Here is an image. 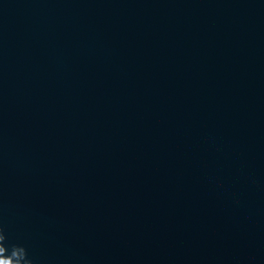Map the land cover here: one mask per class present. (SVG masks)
Here are the masks:
<instances>
[{
	"label": "water",
	"instance_id": "1",
	"mask_svg": "<svg viewBox=\"0 0 264 264\" xmlns=\"http://www.w3.org/2000/svg\"><path fill=\"white\" fill-rule=\"evenodd\" d=\"M0 264H264V0H0Z\"/></svg>",
	"mask_w": 264,
	"mask_h": 264
}]
</instances>
